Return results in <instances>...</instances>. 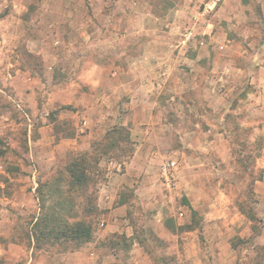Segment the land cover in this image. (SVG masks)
Listing matches in <instances>:
<instances>
[{
  "label": "rangeland",
  "instance_id": "1",
  "mask_svg": "<svg viewBox=\"0 0 264 264\" xmlns=\"http://www.w3.org/2000/svg\"><path fill=\"white\" fill-rule=\"evenodd\" d=\"M254 1L250 21L246 13L227 14L221 0L213 10H207L211 0H0V264L54 262L51 258L80 250L97 236L107 211L102 200L109 194L102 188L134 153L131 126L109 124L89 150L67 153L54 146L78 129L71 116L58 118L74 110L62 101L73 96L75 69L84 66L80 79L99 75L100 96L112 92L121 75L113 82L106 78L115 68L107 58H115L114 51L125 45L119 42L122 36L133 50L162 36L175 42L171 49L177 54L173 66L178 79L163 77L174 91L163 88L158 97L166 104L164 118L180 151L155 164V187L147 194L156 197L134 201L136 237L156 264H264V115L254 122L248 108L237 106L244 103L240 98L247 100L252 85L245 81L242 90L230 92L220 125L226 135H213L218 128L205 119H217L207 106L217 98L204 89L218 80V58L252 67V55L264 51V25ZM106 36L114 44H107ZM223 41L228 44L224 49ZM64 84L70 89L55 88ZM120 112L126 116L128 111ZM57 119L55 137L47 135L32 146L31 139L41 137L40 126ZM79 121L89 129L86 118ZM168 160L178 166L172 188L163 184L160 171ZM121 192L135 199L133 186L124 185ZM158 212L172 218V225L175 221L193 230L179 259L163 254L165 241L149 222ZM47 216L62 218L67 228L59 230L69 231L71 239L44 238ZM79 223L92 229L90 241L74 239L72 228ZM128 244L123 240L121 246Z\"/></svg>",
  "mask_w": 264,
  "mask_h": 264
},
{
  "label": "crops",
  "instance_id": "2",
  "mask_svg": "<svg viewBox=\"0 0 264 264\" xmlns=\"http://www.w3.org/2000/svg\"><path fill=\"white\" fill-rule=\"evenodd\" d=\"M221 2V9L226 10L227 14L232 13L234 16H241L242 13H246L248 14V19L246 20L250 19L251 21L252 17H249V15L253 13L251 7L255 2L254 0H221ZM258 2L261 11L258 20L264 25V0H258ZM253 19L256 20L254 16ZM213 25L212 23L211 26ZM104 39L107 44H114V40H111V37L106 36ZM118 39L120 44L125 45H120L116 49L117 51H114L115 58H107L115 61V68L107 73L106 78L108 77L113 82L119 74V76L121 75L119 82L111 86L112 92L105 94V96H100L97 91L99 89L98 81H102L98 78L99 75L97 74L93 78L88 77L87 79L83 77L80 79L78 75L84 70V66H78L75 69L73 75L77 77L72 80V86H74L73 96L66 101H62L63 105H72L74 110L69 114H60L58 118L62 119L64 115L66 117L71 116L74 122L76 121L78 129H76V133L73 136L66 138L64 142L55 144L54 148L62 146L67 153L70 151L89 150L94 140L104 136L102 134L106 131L109 124L120 123L131 126L132 137L135 140L134 153L131 159L126 162V167L121 171L118 169V172L111 175L102 188L104 193H109L106 195V200H102L103 206L107 211L104 214L103 222L96 232L97 236H95V239L88 242L80 250L70 252L64 257H56L55 255L58 254L53 255L55 257L46 254L55 260L46 264H156L146 252L144 241L136 237L137 231L131 217L136 199L137 201L145 202L156 197V195L149 197V194H147L148 190L155 187V184H153L156 181L155 169H157V166L155 164H160L166 157L168 159L169 157H174L180 151V148L174 147V141L177 136L169 133L171 124L164 118L163 109L166 110V104L158 97L162 92L161 90L166 89L165 92L168 90L174 91L170 88V84L169 86L165 85L166 82L163 77H167L166 81H169L172 77H175L176 80L178 79V73L175 71L176 67L173 66L175 62L174 56L177 54L171 49L175 42L166 40L162 36H155L147 41L148 47L146 45H137L136 50H133L129 39H126L125 36ZM95 42V40L91 41L90 46H95ZM137 42H140L139 39H137ZM223 42L220 46L222 49L228 45L225 41ZM260 47L264 50V42H262ZM252 58L251 64L254 65L245 68L239 66L232 58H221L222 60L220 61V58H218V63L220 62L217 67L218 71H216L218 80L215 82L214 87L209 88V85L206 84L207 87L204 89L206 95L209 91H213L214 94L212 95L217 98L216 103L210 100L207 104L211 110L210 112L216 113L217 119H214L213 115L204 116L208 123L218 128L213 135H226V132L220 129V125L224 123L226 115L224 108L228 106L230 92L236 93V91L242 90L245 81H248L252 87L247 93V100L244 101L243 98H240L239 102L242 101L244 103L243 105L238 103L237 106L248 108L252 112H250V115L254 118V122L259 121L257 118L261 119V116L264 115V51L258 50L252 55ZM193 59L191 58L190 60L193 61ZM91 72L93 71L90 70ZM159 80H162L161 85ZM186 80L187 78L184 79V81ZM176 82L179 83V81ZM70 87L69 84L55 86L56 89L61 88L60 90L63 91L70 89ZM211 92L209 95H211ZM172 98L174 97L172 96ZM120 109H127L126 116H120ZM82 118L88 120L86 122L88 124L87 127H89L88 130L85 126H79V120ZM57 122H59L58 119L50 120L48 123L44 122L39 130L41 137L31 139L32 146L43 143L47 135H54L50 136L54 138L56 135L55 124ZM161 130H164V135H160L159 131ZM165 130L166 132L168 130V134H165ZM209 131L212 132L214 130L211 129ZM207 133L205 132L206 135ZM205 141L206 143L209 142L208 140ZM209 143L213 144V140ZM262 159L264 166V158ZM139 179H142V181ZM260 182L264 183L263 180ZM124 185L134 187L135 199L132 200L121 192ZM261 198L264 199V197ZM165 215V213L158 212L155 218H150L149 222L151 224L155 223L154 231L156 230V235L165 241L163 254H170L174 259H179L184 252L187 234L193 230L182 229L183 224L177 225L175 221L174 225H172L169 220L172 218ZM187 221L184 225L187 224ZM123 240L128 241L129 244L121 246ZM35 250L37 248L32 247L31 251ZM1 251L2 247H0Z\"/></svg>",
  "mask_w": 264,
  "mask_h": 264
},
{
  "label": "trees",
  "instance_id": "3",
  "mask_svg": "<svg viewBox=\"0 0 264 264\" xmlns=\"http://www.w3.org/2000/svg\"><path fill=\"white\" fill-rule=\"evenodd\" d=\"M83 154H88V153L85 152ZM82 179L83 177L76 179L77 182L76 184L80 186ZM86 182H88V179L85 176V180L83 184ZM42 221H43L42 223L45 225V232L41 233V235L44 238H59L62 235L63 237L71 239V236L68 235L69 231L67 233H62V231L59 230L61 226L67 228L66 223L62 220V218L47 216L46 219H43ZM91 233H92V229L90 228V226L86 227L83 223H79L72 228V234L74 235L75 240L77 239L88 242L91 240Z\"/></svg>",
  "mask_w": 264,
  "mask_h": 264
},
{
  "label": "built area",
  "instance_id": "4",
  "mask_svg": "<svg viewBox=\"0 0 264 264\" xmlns=\"http://www.w3.org/2000/svg\"><path fill=\"white\" fill-rule=\"evenodd\" d=\"M220 0H211V3L207 6V10H213ZM177 162L175 160H168L160 166L161 176L163 178V184L167 188H172L177 180Z\"/></svg>",
  "mask_w": 264,
  "mask_h": 264
}]
</instances>
